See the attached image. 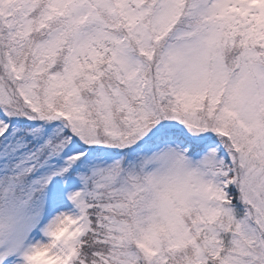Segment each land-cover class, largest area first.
Returning a JSON list of instances; mask_svg holds the SVG:
<instances>
[{
	"label": "snow or ice",
	"instance_id": "6c2138e0",
	"mask_svg": "<svg viewBox=\"0 0 264 264\" xmlns=\"http://www.w3.org/2000/svg\"><path fill=\"white\" fill-rule=\"evenodd\" d=\"M0 264H264V0H0Z\"/></svg>",
	"mask_w": 264,
	"mask_h": 264
}]
</instances>
